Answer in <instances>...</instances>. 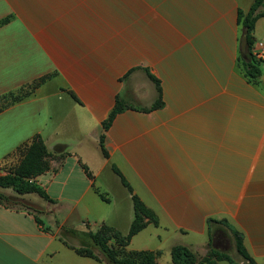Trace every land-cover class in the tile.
<instances>
[{"label":"crops","instance_id":"crops-1","mask_svg":"<svg viewBox=\"0 0 264 264\" xmlns=\"http://www.w3.org/2000/svg\"><path fill=\"white\" fill-rule=\"evenodd\" d=\"M254 1L0 0V166L36 136L51 155L36 178L46 205L0 202V264H109L79 255L65 234L105 225L127 235L134 196L157 225L146 220L127 251L158 253L157 264H174L175 246L204 258L209 222L226 221L264 264V64L258 78L246 75L239 15ZM252 37L264 43V17ZM89 139L102 153L95 172L84 160ZM107 168L130 187L117 175L123 224L109 176L107 200L97 192ZM212 231L232 236L221 224Z\"/></svg>","mask_w":264,"mask_h":264},{"label":"trees","instance_id":"trees-1","mask_svg":"<svg viewBox=\"0 0 264 264\" xmlns=\"http://www.w3.org/2000/svg\"><path fill=\"white\" fill-rule=\"evenodd\" d=\"M264 0H255L248 13L244 14L240 12V20L243 25V37H242V52H243V67L246 75L251 79H256L261 75L260 64H258L252 57V49L255 45L252 37L255 24L259 18L264 17ZM9 100V104H13L21 99V93L5 97ZM121 111L120 105L117 103V107L110 115L107 122L104 124V129L107 130L116 116ZM104 136L100 138V148L103 155L106 157L107 153L104 149ZM49 151L41 139L36 136L29 143L19 148L13 156H20V163L16 168L6 175L0 176V187L3 189H12L18 195L25 194H37L41 198L49 200L46 192L40 188L33 179L39 177L49 170V163L46 158L49 156ZM87 172V168L84 167ZM117 175L121 177V181L124 186L130 187L120 173L114 168ZM0 202L5 203L8 206H12L5 201L3 195L0 194ZM133 205L135 211V217L131 224L130 230L127 235L121 234L119 231L109 227L102 226L98 232H89L86 235H80L76 231H70L71 237H78L80 240L79 246H70L79 255L90 257L97 260L105 259L109 264H157L158 253L149 251H127L126 247L131 238L140 232L146 225V220L157 225V219L153 212L149 210L141 200L134 196ZM214 224H221L230 230L234 237L235 246L238 254L243 258V264H256L253 258L248 253L243 243L242 235L233 229L226 221L216 222L210 221V237L212 250L208 256L200 258L194 251L183 247L175 246L171 251L172 262L174 264H216L218 260H227L230 264H239L233 261L227 254L219 251L216 244L219 243L221 234H216L212 231ZM69 235V234H68ZM94 249H98L102 256L95 253Z\"/></svg>","mask_w":264,"mask_h":264},{"label":"rangeland","instance_id":"rangeland-1","mask_svg":"<svg viewBox=\"0 0 264 264\" xmlns=\"http://www.w3.org/2000/svg\"><path fill=\"white\" fill-rule=\"evenodd\" d=\"M89 142V148H87L88 150V155L89 156H84V160L87 162L89 168L95 172V170L93 169V167L95 168V164L94 161L95 159L101 158L102 157V153L99 147H97V145L93 142V140L89 139L87 140ZM50 154V153H49ZM98 156V158H97ZM50 157L51 155H49L46 160L47 162L50 164ZM21 157L20 156H16L13 157L12 161H10L9 163L0 166V176L6 175L7 173H9L10 171L14 170L16 168V166L20 163ZM111 171L116 174V172H114V169L110 168ZM108 168L106 169V171L103 172L102 175H100L99 178H97V192L99 193V196L103 199V200H107V188H106V183H105V178L107 179V177H112V172H111ZM109 183H111L112 186V190H111V194L109 195V197L112 199V203H116L118 208H116V213H115V219L116 221L119 219L120 223L123 224V220L125 219V216H127V212L128 211V206L127 203H124L122 205L121 201L124 200V188L122 187V183H117V174L116 176H113V178H109ZM91 178L94 179V176L91 175ZM33 182L36 183V178L33 179ZM124 186V184H123ZM0 194L4 196L5 201L8 202L9 204H11L12 206H16V207H25V208H30L32 210H36L39 208L38 205H35L33 202L32 197L35 199L37 198V200H40L39 204L41 206L46 205L45 201L43 199H40V196L37 194H25V195H18L15 191H13L12 189H3L0 187ZM32 196V197H31ZM93 198H99L96 194L93 195ZM98 204H100L99 206H103L104 209L106 210V208H108L109 210V214L111 211L114 210L113 205H108L105 202L101 201L100 198L96 199ZM103 207L101 208L103 210ZM126 207V208H124ZM92 210L93 212H99L100 209L96 208V206L92 205ZM111 216V215H110ZM90 227H93L94 225V215L93 217L90 219ZM83 226H86V224ZM71 227V226H70ZM78 227V225H77ZM76 227V231L77 228ZM81 227V225L79 226ZM100 229V227H99ZM99 229L96 231L98 232ZM151 231H153V227L151 229H149ZM85 229L82 227V235L87 234V232H84ZM78 232V231H77ZM94 232V233H96ZM145 237L149 238V232L145 233ZM67 234H65L66 239L68 240L69 243L73 244V245H79L80 244V240L78 239V237H71V236H66ZM174 240V238H172ZM143 242H147L146 238L145 240H143ZM158 240H154V241H150L151 245H155L158 244ZM166 247V246H165ZM163 249H166V248ZM214 247H216L219 251L227 254L229 257H231L233 259L234 262L239 263V264H243L244 260L243 258L238 254L237 250H236V246H235V241H234V237L231 236L230 239H227L226 237L222 236L220 237L219 243L216 244ZM95 253L99 256H102L101 252L98 249H94ZM206 257V256H205ZM168 259L169 260V255L167 254V251H164V257L163 259ZM222 264H228V263H222Z\"/></svg>","mask_w":264,"mask_h":264},{"label":"built area","instance_id":"built-area-1","mask_svg":"<svg viewBox=\"0 0 264 264\" xmlns=\"http://www.w3.org/2000/svg\"><path fill=\"white\" fill-rule=\"evenodd\" d=\"M253 59L260 65L264 64V43L257 42L255 43L252 49Z\"/></svg>","mask_w":264,"mask_h":264}]
</instances>
